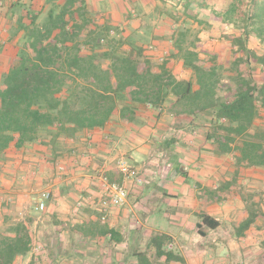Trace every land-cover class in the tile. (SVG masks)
I'll use <instances>...</instances> for the list:
<instances>
[{
	"label": "crops",
	"instance_id": "1",
	"mask_svg": "<svg viewBox=\"0 0 264 264\" xmlns=\"http://www.w3.org/2000/svg\"><path fill=\"white\" fill-rule=\"evenodd\" d=\"M0 1L5 3L0 12V31L6 30L8 23L15 25V19L21 15L32 16L25 9L22 13L11 12L22 0ZM100 1L105 2L109 12L97 24L107 22L123 28L128 25L141 28L144 21L136 14L138 8L145 16L153 8L166 10L160 13V19L164 21L161 24L172 27L176 26L175 22L180 26L193 22L195 18H189V14L197 16V22L206 25L204 31L230 26L232 29L229 30L240 34L246 26L264 24V0H182V6L180 0H158L156 4V0H90L95 8ZM35 2L37 5L33 8L48 13L47 0H32ZM196 2H201L199 7ZM174 6L179 10L177 16L168 12ZM261 7L263 13L261 19H257L256 11ZM130 10L136 16L134 19ZM8 14L9 18L6 17ZM128 15L131 18L127 20ZM243 18L247 20L243 21ZM124 31L128 30L125 28ZM263 41L256 40L255 47L264 46ZM6 43L0 39V47L2 44L6 47L16 45ZM166 111L168 109L164 108L158 117L151 113L144 115V121L142 117L138 124L125 122L115 115L106 128L85 130L76 138L68 139L66 149L55 161L51 160L52 154L46 146H12L6 153L7 158L0 160V227L4 224L13 227L23 221L28 223L33 245L41 243L38 245L42 253L49 247L48 256H42L44 264H131L132 237L137 235L138 242L143 245L156 233L170 235L174 239L170 247L178 244L187 264H240L241 257H244L242 264H264V168L251 166L244 169L250 181V193H244L241 187L224 188L211 184L212 172L221 176L230 170L223 164L224 156H219L222 164H216L219 168L202 160L201 165L193 162L190 166L187 160L192 159L187 155V160L178 167L174 166L175 160L174 164L163 162L160 158L165 149L159 152V144L193 136L188 127L205 124L191 115L176 117L170 111L168 118ZM260 123L256 122L258 126ZM177 132L180 133L177 135ZM186 141L184 148L188 147ZM166 155L169 158V154ZM122 158L131 166L133 175L127 176L120 170ZM185 174L197 177L201 186L186 183ZM101 175L108 179L120 178L119 183L128 190L127 204L111 206L106 222L101 220ZM44 190L51 191V198L42 212L36 209V199ZM258 191L263 193L261 198L254 196ZM165 203L171 209L174 207V215L162 211ZM248 204L258 210L254 212L255 220L251 226L244 230V236L238 238L240 245L235 230L251 217ZM156 211L171 217V225L165 228L156 224L152 220ZM203 213L217 218L220 225L216 229L199 228ZM105 228L117 230L123 241L110 242V236L102 233ZM209 241L212 244H208ZM192 246L198 247L197 251L192 250ZM230 250L239 252L235 261L225 257ZM31 254L27 256L29 260ZM209 255L214 259L206 258ZM58 257H62L60 262L56 260ZM18 260L16 264H19Z\"/></svg>",
	"mask_w": 264,
	"mask_h": 264
},
{
	"label": "trees",
	"instance_id": "2",
	"mask_svg": "<svg viewBox=\"0 0 264 264\" xmlns=\"http://www.w3.org/2000/svg\"><path fill=\"white\" fill-rule=\"evenodd\" d=\"M262 9L256 11L259 19ZM27 18L22 45L0 47V160L7 158L12 146L41 145L55 161L68 139L106 128L115 115L137 123L153 111L158 117L167 107L178 115L211 121L220 131L208 138L219 140V147L227 146L226 152L237 150L249 166L264 167V124H256L264 121V79L258 81L254 71L264 68V53L251 47L255 31L249 26L226 37L229 54L223 59L212 48L198 49L197 37L188 41L189 28L172 31L171 50L159 54L150 51V45L139 44L131 33L67 9L49 11L42 22L37 15ZM260 38L264 40V33ZM172 58L181 60L188 78L174 74ZM200 220L199 228L220 225L208 213ZM253 221L254 216L244 221L243 229ZM30 231L24 221L0 227V264H16L30 254ZM102 233L110 242L123 241L117 230L105 228ZM137 238L131 240V264H187L184 255L170 247L174 243L170 235L154 234L145 249ZM49 253L46 247L42 255ZM31 264H36L34 259Z\"/></svg>",
	"mask_w": 264,
	"mask_h": 264
},
{
	"label": "rangeland",
	"instance_id": "3",
	"mask_svg": "<svg viewBox=\"0 0 264 264\" xmlns=\"http://www.w3.org/2000/svg\"><path fill=\"white\" fill-rule=\"evenodd\" d=\"M112 1V0H109ZM181 1V6L183 5V1ZM158 2V0L154 1V4H156ZM164 2V1H163ZM189 3V2H188ZM191 3V2H190ZM201 3V2H200ZM199 2H196V7L200 6ZM3 1H0V12H3V7L5 5ZM35 5H37V2L32 3V0L30 1H20L19 3H17L15 5V9H12L11 12H21L22 10H28L30 12L31 15H34L35 12H38V18H39V22L44 21L47 18V14L49 13V11H58L62 10V9H67L70 12L74 13L75 15L81 16L83 19L87 18L89 21L92 20L94 23H97L101 20L102 17H104V14L107 13L108 9L107 6L105 4L104 1H100L99 4L97 5L98 8H95L96 6H93L90 2V0H63V1H55V0H47L46 2V6L48 7V13L47 12H43L42 9H38L36 10L35 8H33ZM177 5V4H176ZM185 5V4H184ZM139 7L138 5H135V9ZM37 8V7H36ZM192 10V8L190 9ZM109 12V11H108ZM131 14L133 15V19L136 17L134 15V12L131 11ZM142 10H140L139 8L136 9V14L138 15V18H140L141 20H143V24L141 26V28L136 29L134 26L132 25H128V27H125L128 31H125L126 33H131L134 38L136 39V41L140 44H146V45H150L149 49L150 51H153L155 53H168L169 50H171L172 48V41L170 40V34L172 31L175 30H179L182 28H189L190 32L188 33V41L191 40H195V38L197 37V45H198V49H213L214 51L219 52L222 56L221 58H226V56L229 54V46H230V41L226 38L228 35H234L235 32L233 30H229L232 29L230 26L226 27L228 30H225L226 28L224 27V29H218L216 28L213 31H204V27H206V25L202 22H197V20L195 19L193 22H189L186 26H180L179 23H176V26L172 27L170 24L166 25V24H161L164 21H161L160 13L163 12H167L166 10H160L158 8H153L150 13L148 15H143L141 14ZM168 12H171L173 14H175L176 16L179 14V10H177V7L174 6L173 9H170ZM263 13V12H262ZM174 15V16H175ZM6 17L9 18V14L6 15ZM18 17V16H17ZM131 17H127V20L130 19ZM14 17H12L11 20H13ZM259 19V17L257 18ZM24 20L23 16H19L17 19H15V25L8 23L6 30L3 29V31H0V39L1 41H5L7 42L6 44L11 45L16 43V45H22V40H23V33L25 32L24 30V26L27 25L25 23H28L29 19L27 17H25ZM25 24V25H24ZM178 24V25H177ZM10 25V27H9ZM99 25H108L109 27L110 24L105 22ZM162 25V27L160 26ZM114 27L115 30H121V32L123 33V31L125 30V28L120 27V26H112V28ZM211 27V26H210ZM250 30L255 31L253 33V39L251 42V47L252 48H258V51L260 54L264 53V46H258L255 47L256 44V40L259 41V39H261L260 37L263 35L264 33V24H256L253 26L248 27ZM114 33V32H112ZM168 34V35H167ZM166 35V36H164ZM132 36V37H133ZM160 39V40H159ZM159 40V41H158ZM254 45V46H253ZM3 46V44H2ZM1 46V47H2ZM158 57H161L158 55ZM206 56L203 54V58H205ZM171 68L172 71L179 77H185L188 78L189 77V72L186 71L182 65V62L180 59L177 58H172L171 59ZM255 71V75L258 79V81H262L264 79V68H260L259 67H255L254 68ZM167 109V107H165ZM156 111H153V113H151V115H156L157 113H155ZM166 116L168 118L169 117V111H166ZM173 115H175L176 117L180 116L176 113H173ZM164 116V117H166ZM142 118V117H141ZM139 118V120L137 121V123H133V124H138L142 119ZM144 117H143V121H144ZM258 122H261L264 124V121L259 120ZM206 124V125H205ZM205 124L202 125H194L193 127H188L189 128V134L191 133L193 136H189L188 138L185 139H174V140H169L167 142H165L164 144L161 143L159 144V152H161V149H165L164 153H162V157L160 159H162L163 162H168V161H172V163L174 164V160H175V167H178L179 165H181L183 163V161L187 160L186 159V155L189 156L192 160H187L189 165L192 166L191 164L193 162L196 163H200L201 165V160L204 161L205 163H211L214 164L215 167H218V165L216 164H221V160L219 159V156H224L226 158L225 160V165H227V168H229L230 170L226 173V174H222L220 176V174L216 171L212 172L213 174H211V184H216L217 186L220 187H224V188H228V187H241L242 191L245 192H249L250 188H248L249 183L250 182L246 176V174L244 173V169L249 168L251 166H249L247 163H244L243 160H241L240 156H239V152L237 150L233 151V152H226L225 148L227 146H224L223 144L220 145L219 147V140L217 142L214 141V139H210L208 138V134L211 133H216L218 132L219 135V131L220 129L217 128V126H215L214 123H212L209 120H206ZM220 124V123H219ZM185 129V130H188ZM180 132H177V135ZM171 134V133H168ZM174 135V134H173ZM172 135V136H173ZM162 136V135H161ZM170 136V135H168ZM152 141L156 142V138L152 137L151 138ZM184 140H187L186 142L188 143V147L184 148ZM204 140V142H203ZM167 143V144H166ZM161 145V146H160ZM163 151V150H162ZM210 152V153H208ZM169 154V158L168 155ZM222 166V164H221ZM258 167V166H255ZM196 168V164L195 167ZM264 168V167H263ZM219 170V169H218ZM183 178L185 179L186 183L188 184H193L194 186H201V184L198 182L197 177H192L188 174H185L183 176ZM261 191H258L256 194H254V196H260L259 198L262 197L263 193H260ZM250 193V192H249ZM243 194V193H242ZM170 205H167L166 203L164 204V207H162V211L166 212V213H172V215H174V207H172L173 209H171L169 207ZM249 207V211L251 212V217L254 216V212L258 210V208H255V206H253V204H248ZM161 214V213H160ZM156 212L153 213L152 216V220H154V222L158 225H160V227H165L167 228L168 226L171 225L172 222V218L168 217V216H164V215H160ZM177 217V216H176ZM175 217V218H176ZM179 218V217H177ZM255 220V219H254ZM5 227H8V225H3ZM236 226V225H235ZM261 227V226H260ZM249 228V227H248ZM247 228V229H248ZM235 235L237 238V243L241 245V240L239 241L238 238L242 236H244V229H243V225L242 223L238 225V227L235 230ZM244 242V240H242ZM263 243L262 245L264 246V240H262ZM41 242V241H38ZM210 243L208 244H212L211 241H209ZM227 242V241H225ZM38 244L41 243H35L33 245L32 251H31V260H29V257H20L18 258L19 260V264H22L21 262H24L25 264L30 262L32 259H34V262H36V264H44L43 263V259L40 256H43L42 253H38L41 250V246H39ZM147 243H144L143 245H139V247L141 249H145ZM194 244V243H193ZM217 245V244H216ZM211 246V245H210ZM175 250H179V246L178 244H176V246L174 247ZM192 250H196L198 249V247H191ZM34 251V252H33ZM197 251V250H196ZM224 251V250H223ZM226 252V251H225ZM41 254V255H39ZM239 252H235L230 250L225 257L231 259L232 261H235V258L237 259ZM210 255L206 258L209 259ZM244 257H241L240 260V264L244 263L243 260ZM210 259H214L212 257H210ZM237 261V260H236Z\"/></svg>",
	"mask_w": 264,
	"mask_h": 264
},
{
	"label": "built area",
	"instance_id": "4",
	"mask_svg": "<svg viewBox=\"0 0 264 264\" xmlns=\"http://www.w3.org/2000/svg\"><path fill=\"white\" fill-rule=\"evenodd\" d=\"M120 170L127 176L133 175L131 166L126 159L122 158L120 161ZM100 186H101V204L103 209V214L101 215V220L106 222L108 219V214L111 206L122 207L128 202V190L125 185L111 181L107 176L101 175ZM51 198V191L44 190L40 193L39 197L36 199V209L38 211H45L48 206V201ZM41 248V247H40Z\"/></svg>",
	"mask_w": 264,
	"mask_h": 264
}]
</instances>
